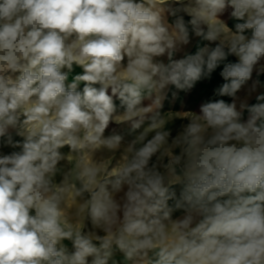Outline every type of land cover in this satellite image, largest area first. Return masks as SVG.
<instances>
[{
    "label": "clouds",
    "instance_id": "9594fccd",
    "mask_svg": "<svg viewBox=\"0 0 264 264\" xmlns=\"http://www.w3.org/2000/svg\"><path fill=\"white\" fill-rule=\"evenodd\" d=\"M262 75L264 0H0V264H264Z\"/></svg>",
    "mask_w": 264,
    "mask_h": 264
},
{
    "label": "crops",
    "instance_id": "0c3cea01",
    "mask_svg": "<svg viewBox=\"0 0 264 264\" xmlns=\"http://www.w3.org/2000/svg\"><path fill=\"white\" fill-rule=\"evenodd\" d=\"M231 10H229L230 12ZM226 19L228 25L230 27L234 28L235 23L239 21H235L231 18L228 17L226 14L225 17H222ZM190 19L189 17L185 16V20ZM171 22V18H170ZM246 35H251V30L246 31ZM197 43H200L201 46L203 44H208L209 42L207 41H200L199 38L193 37L192 42L190 45L186 46L185 51L194 54L196 51V45ZM211 47H214L215 44H211ZM176 58H182V54H178ZM166 59V58H165ZM236 57L230 56L228 58L227 62H235ZM223 65H221L215 72H213L212 76L210 79H205L196 84V86L188 93L184 92H179L177 97L173 99L171 92L175 91L174 88L170 89L169 94H168V99L165 101L164 105V111H173V112H182V111H197L199 110V105L204 102L205 100H216V99H224L227 102H231V98L229 97H217L214 95V89L217 88L219 85H221L224 81L222 77L219 75L220 71H222ZM257 77L255 76V73L253 74V79H256ZM260 81L262 84H264V75L259 77ZM251 84V81L249 82V86ZM248 86H245V89H243L240 93H238V96L243 97L246 94ZM258 92H264V87L258 88ZM250 103H255V94L250 98ZM118 103V101H117ZM181 123H186V121H182L180 119H177L175 123L172 125L173 128V135H175L176 130L179 128ZM19 139V138H17ZM0 151L4 152L5 154L9 153L12 151L11 148L7 147H0ZM180 188L177 187V195H179ZM180 215L179 212L174 213V217ZM69 249L71 250V243L68 241L64 242ZM115 259L118 262H122L123 257L122 254L117 253L115 256Z\"/></svg>",
    "mask_w": 264,
    "mask_h": 264
},
{
    "label": "rangeland",
    "instance_id": "374dc122",
    "mask_svg": "<svg viewBox=\"0 0 264 264\" xmlns=\"http://www.w3.org/2000/svg\"><path fill=\"white\" fill-rule=\"evenodd\" d=\"M81 72H82V69L77 68V67H74L73 72L69 74V82L72 80V78H73V76H74L75 74H78V73H81ZM81 87H82V85H81ZM110 127H116V126H115V125H112V126H110Z\"/></svg>",
    "mask_w": 264,
    "mask_h": 264
}]
</instances>
